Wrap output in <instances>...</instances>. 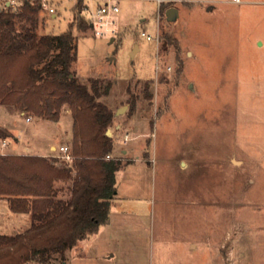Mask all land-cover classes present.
Listing matches in <instances>:
<instances>
[{
	"label": "rangeland",
	"instance_id": "1",
	"mask_svg": "<svg viewBox=\"0 0 264 264\" xmlns=\"http://www.w3.org/2000/svg\"><path fill=\"white\" fill-rule=\"evenodd\" d=\"M105 1L87 0L72 69L112 82L107 160L125 166L110 223L51 264H264V0H115L116 30L98 36L92 13ZM75 4L54 0L37 34L66 32ZM72 125L66 107L54 122L0 105L14 136L0 153L58 155ZM30 225L0 199V234Z\"/></svg>",
	"mask_w": 264,
	"mask_h": 264
},
{
	"label": "trees",
	"instance_id": "2",
	"mask_svg": "<svg viewBox=\"0 0 264 264\" xmlns=\"http://www.w3.org/2000/svg\"><path fill=\"white\" fill-rule=\"evenodd\" d=\"M8 9L0 8V105L54 122L64 107L69 109L75 158L69 163L0 153V199L12 212L31 218L23 232L0 234V264H51L110 223L117 173L125 166L118 158L107 160L114 150L107 135L114 112L102 99L113 85L104 78L83 82L72 69L73 29L90 28L87 0H76L74 20L60 34H37L42 0H23L18 11ZM9 138L13 134L0 126V140ZM59 182L69 185L68 198L59 196Z\"/></svg>",
	"mask_w": 264,
	"mask_h": 264
},
{
	"label": "built area",
	"instance_id": "3",
	"mask_svg": "<svg viewBox=\"0 0 264 264\" xmlns=\"http://www.w3.org/2000/svg\"><path fill=\"white\" fill-rule=\"evenodd\" d=\"M51 1L54 0H42V9L47 10L52 15H57L55 13V9L52 7ZM158 3H163L166 0H156ZM234 3H241V0H231ZM13 4L11 1L8 3V5ZM88 11V9H87ZM120 9L118 5L116 4L115 0H106L103 4H99L97 10L95 13H92V26L97 30L98 36H103L105 32H114L116 29L114 26V16L119 13ZM143 36H146L148 40H152V37L150 35H147L143 32ZM30 118H27V121H30ZM2 146H6V140L2 142ZM63 161H67L69 163H72L74 161V156L71 153L70 147L63 145L59 149V154L57 156ZM107 158H110L108 156Z\"/></svg>",
	"mask_w": 264,
	"mask_h": 264
},
{
	"label": "crops",
	"instance_id": "4",
	"mask_svg": "<svg viewBox=\"0 0 264 264\" xmlns=\"http://www.w3.org/2000/svg\"><path fill=\"white\" fill-rule=\"evenodd\" d=\"M232 3H234V2H232ZM54 17H55V15H53ZM62 146H63V144H62ZM51 149L52 150H55L56 148H55V146H52L51 147ZM26 155H34V154H26ZM38 156H44V157H48V158H58L57 156L58 155H47V154H37ZM117 197H118V195H117ZM85 241V240H84Z\"/></svg>",
	"mask_w": 264,
	"mask_h": 264
},
{
	"label": "water",
	"instance_id": "5",
	"mask_svg": "<svg viewBox=\"0 0 264 264\" xmlns=\"http://www.w3.org/2000/svg\"><path fill=\"white\" fill-rule=\"evenodd\" d=\"M170 12H171V11H169V13H170ZM261 44H262V42H259V45H261ZM119 111H120V110H119ZM119 111H118V112H119ZM107 135H108V136H111V130H110V129L107 131Z\"/></svg>",
	"mask_w": 264,
	"mask_h": 264
}]
</instances>
